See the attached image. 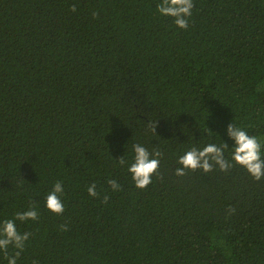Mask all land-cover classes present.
Instances as JSON below:
<instances>
[{"label":"trees","instance_id":"1","mask_svg":"<svg viewBox=\"0 0 264 264\" xmlns=\"http://www.w3.org/2000/svg\"><path fill=\"white\" fill-rule=\"evenodd\" d=\"M159 2L0 0V219L39 211L17 264H264V178L174 174L231 120L264 142V0H194L186 30ZM132 142L162 153L144 189L115 159Z\"/></svg>","mask_w":264,"mask_h":264},{"label":"clouds","instance_id":"2","mask_svg":"<svg viewBox=\"0 0 264 264\" xmlns=\"http://www.w3.org/2000/svg\"><path fill=\"white\" fill-rule=\"evenodd\" d=\"M193 8L194 0H160L156 5V10L160 16L172 18L177 28L184 30L189 27V19L193 15ZM73 10H75L74 6ZM207 128L209 129L208 126ZM152 130L155 131V128ZM182 131L185 133L184 130ZM187 131L195 139L193 133L188 129ZM211 132L218 133L212 130ZM218 134L220 137L219 143L206 133L207 142L203 144L193 143L184 150L183 154L177 157L174 174L183 176L188 171L196 170L207 174L216 169L226 172L234 166H240L255 180L264 178V142L257 135L250 134L245 127L233 120L227 123L223 135ZM195 140L199 141V139ZM161 157V151L149 150L140 142H132L128 151H124L123 155L115 159L120 166L126 169L134 187L144 189L153 182L154 177L159 175ZM107 183L113 192L121 190V185L116 180L110 179ZM87 192L90 197H97L96 184H89ZM64 195L65 186L63 181H54L44 194V207L53 214H63ZM105 200H107V197H105ZM38 218V208L30 203L27 208L15 212L11 217L0 219V252L5 253L7 264H17V260L25 248V242L30 237L29 232L19 230L18 222H34ZM61 229L66 230V226L61 225ZM10 246L15 250L13 255H7Z\"/></svg>","mask_w":264,"mask_h":264}]
</instances>
